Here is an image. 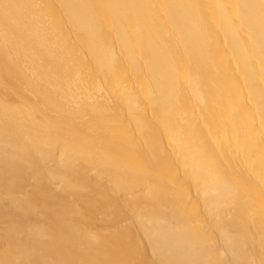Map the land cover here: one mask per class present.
<instances>
[{"label": "bare ground", "instance_id": "6f19581e", "mask_svg": "<svg viewBox=\"0 0 264 264\" xmlns=\"http://www.w3.org/2000/svg\"><path fill=\"white\" fill-rule=\"evenodd\" d=\"M0 264H264V0H0Z\"/></svg>", "mask_w": 264, "mask_h": 264}]
</instances>
